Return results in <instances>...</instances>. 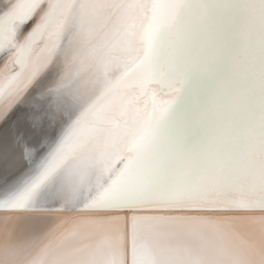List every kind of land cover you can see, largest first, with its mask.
<instances>
[{"label": "bare ground", "instance_id": "1", "mask_svg": "<svg viewBox=\"0 0 264 264\" xmlns=\"http://www.w3.org/2000/svg\"><path fill=\"white\" fill-rule=\"evenodd\" d=\"M73 228L116 264H264V0H0V264Z\"/></svg>", "mask_w": 264, "mask_h": 264}, {"label": "snow or ice", "instance_id": "2", "mask_svg": "<svg viewBox=\"0 0 264 264\" xmlns=\"http://www.w3.org/2000/svg\"><path fill=\"white\" fill-rule=\"evenodd\" d=\"M16 81L10 82L9 87H15ZM47 174L42 176L33 188H39L46 180ZM135 219V218H134ZM76 234L73 228L70 232L50 241L41 250L39 257L32 261V264H116L114 258L104 259L99 252V246L96 248L90 245H82L76 248H63V243L71 236Z\"/></svg>", "mask_w": 264, "mask_h": 264}, {"label": "water", "instance_id": "3", "mask_svg": "<svg viewBox=\"0 0 264 264\" xmlns=\"http://www.w3.org/2000/svg\"><path fill=\"white\" fill-rule=\"evenodd\" d=\"M126 209V208H125ZM128 209V208H127Z\"/></svg>", "mask_w": 264, "mask_h": 264}]
</instances>
